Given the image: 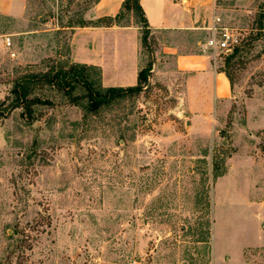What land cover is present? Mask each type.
<instances>
[{"label": "rangeland", "instance_id": "obj_1", "mask_svg": "<svg viewBox=\"0 0 264 264\" xmlns=\"http://www.w3.org/2000/svg\"><path fill=\"white\" fill-rule=\"evenodd\" d=\"M98 1L0 0V264H264V0L210 1L239 43L213 50L231 91L208 116L150 32L137 91L90 108L82 86L38 83L31 113L7 111L18 77L74 64L70 32Z\"/></svg>", "mask_w": 264, "mask_h": 264}, {"label": "crops", "instance_id": "obj_2", "mask_svg": "<svg viewBox=\"0 0 264 264\" xmlns=\"http://www.w3.org/2000/svg\"><path fill=\"white\" fill-rule=\"evenodd\" d=\"M124 1L99 0L93 8V18L115 16ZM210 1L139 0L150 34L155 35L163 51L171 55L173 71L187 76L184 86L190 97L185 109L197 118L208 116L210 104L215 100L226 102L231 91L228 77L216 69L213 49L207 45L208 27L215 16ZM205 33L208 37L202 42L200 39ZM160 35H170L171 43H163ZM184 37H190L191 41L184 39L182 42ZM182 43L195 45V50L182 51ZM68 45L70 61L98 66L105 86L137 84L138 73L144 64L140 57L142 36L139 25L72 27Z\"/></svg>", "mask_w": 264, "mask_h": 264}, {"label": "trees", "instance_id": "obj_3", "mask_svg": "<svg viewBox=\"0 0 264 264\" xmlns=\"http://www.w3.org/2000/svg\"><path fill=\"white\" fill-rule=\"evenodd\" d=\"M122 9H135V11L140 16V23L142 25V44L147 46V37L149 34L148 23L142 12V8L139 4V0H125L122 4ZM121 12L115 16H104L97 19L96 22L91 23L92 26H112L119 25V20L121 17ZM237 46L232 50L233 52L237 51ZM93 68L91 65L74 63L69 69L58 68L57 70L47 71L44 73H35V74H24L17 78L13 89L10 94V102L8 103L7 111H11L17 107H24L28 113H31V106L35 102H38L40 98H30L32 92V87L35 84H51L59 90H66V94H69L71 97L72 91L77 86H82L86 90V97L90 108L98 107L101 104L107 103L112 99L124 95V93H129L137 91L140 88V84L146 79V74L150 67L142 68L138 73V81L135 86L130 87H108L103 88L100 85L96 84V81L90 79L88 73L85 72L86 69ZM226 76L228 77L230 84L231 79L229 74L224 70ZM78 100L79 97L74 98Z\"/></svg>", "mask_w": 264, "mask_h": 264}, {"label": "built area", "instance_id": "obj_4", "mask_svg": "<svg viewBox=\"0 0 264 264\" xmlns=\"http://www.w3.org/2000/svg\"><path fill=\"white\" fill-rule=\"evenodd\" d=\"M208 30L210 36L207 40V45L213 50L222 52L224 55L230 54L239 43L238 36L231 32V28L222 25L219 17H214Z\"/></svg>", "mask_w": 264, "mask_h": 264}]
</instances>
